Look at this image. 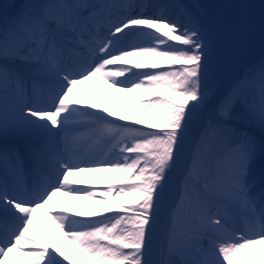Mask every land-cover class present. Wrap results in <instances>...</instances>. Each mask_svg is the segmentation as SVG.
<instances>
[{"label":"snow or ice","instance_id":"obj_1","mask_svg":"<svg viewBox=\"0 0 264 264\" xmlns=\"http://www.w3.org/2000/svg\"><path fill=\"white\" fill-rule=\"evenodd\" d=\"M0 16V264H264V59L229 76L264 49V0H26ZM97 76L152 115L87 104L77 86ZM98 173L121 177L99 198L83 186ZM38 209L73 256L30 234Z\"/></svg>","mask_w":264,"mask_h":264},{"label":"bare ground","instance_id":"obj_2","mask_svg":"<svg viewBox=\"0 0 264 264\" xmlns=\"http://www.w3.org/2000/svg\"><path fill=\"white\" fill-rule=\"evenodd\" d=\"M3 0H0V2ZM177 2H187V0H177ZM152 3V2H147ZM131 60L135 61L136 58H130ZM103 82L102 78L97 81L95 77L91 81H87L82 85L77 86V93L80 96L86 97L87 104H97L99 106L98 109L100 110L104 107L108 108L110 112L116 114L115 117L112 119H116L117 122L118 117L123 115L128 117L129 119L123 121V123L132 124L136 119H146L147 117L152 115V110L146 107V98L141 96L138 93H130L126 91H121L116 88H108L109 84L104 81L103 87L99 88L98 82ZM102 93V97L101 96ZM146 126V125H145ZM260 169L256 170V174H258ZM102 173L94 174L90 177H84L85 179H89L91 181L90 184L84 186H94V187H101L104 186L105 183L101 181L107 179H116L115 173H105L108 176L103 179L101 177ZM56 200L58 203L62 204L65 208H68L72 214L75 213L77 210H84L79 208V202L71 200L67 196H63L61 194H57ZM70 214V215H72ZM38 229V230H37ZM33 235L37 240H39L42 244L44 243H51V244H58L62 246L63 250L69 256H73L75 253V249L69 241H63L59 235V230L56 227V224L50 218L49 214L46 212L45 209H38L35 214V221L34 227L30 233ZM76 260V264H82V261L79 255L73 256ZM23 264H32V261L25 257H20ZM65 264H69V262H65Z\"/></svg>","mask_w":264,"mask_h":264},{"label":"rangeland","instance_id":"obj_3","mask_svg":"<svg viewBox=\"0 0 264 264\" xmlns=\"http://www.w3.org/2000/svg\"><path fill=\"white\" fill-rule=\"evenodd\" d=\"M25 2H26V0H9L8 2H6V4L22 5ZM202 2L221 3V2H233V0H202ZM155 3H159V2L155 1L154 4ZM0 21H3L2 16H0ZM262 59H264V49L261 48V46L257 40L255 43L248 45L244 49L242 54L238 57V59L233 64V66L230 70L229 76L231 77V76L242 74L249 67L258 64ZM98 86H99V88H102L103 84L98 83ZM100 97H102V93H101ZM81 98L86 101L85 97L81 96ZM141 126L144 127L145 125H141ZM190 145L191 144H189L188 148H190ZM257 169H260L259 165L257 166ZM259 173L261 174L260 171H259ZM107 176H108V174H105V173L101 174V177L103 179H105ZM115 176H116L115 177L116 179L121 178L119 176V174H116ZM257 176H259V175H257ZM108 178L109 177H107V179ZM257 178H259V177H257ZM106 187H107L106 184L103 187H93L96 189L95 195L97 198L104 197L106 195V192H105ZM176 191H177V174L173 173V179L169 185V188L167 189V192L169 193V195H174Z\"/></svg>","mask_w":264,"mask_h":264}]
</instances>
